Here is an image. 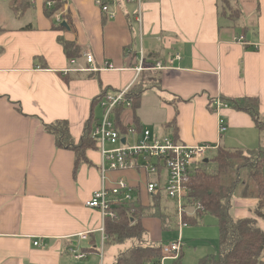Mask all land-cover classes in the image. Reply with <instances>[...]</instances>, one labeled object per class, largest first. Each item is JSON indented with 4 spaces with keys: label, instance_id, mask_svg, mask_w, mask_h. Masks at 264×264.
Listing matches in <instances>:
<instances>
[{
    "label": "crops",
    "instance_id": "obj_1",
    "mask_svg": "<svg viewBox=\"0 0 264 264\" xmlns=\"http://www.w3.org/2000/svg\"><path fill=\"white\" fill-rule=\"evenodd\" d=\"M61 1L56 12L54 1L30 0L16 13L10 0H0V264H103L97 252L103 219L86 207L100 187V154L88 150L87 163L75 171V153L58 149L44 125L68 122L78 144L89 120L99 118L94 101L131 85L141 56L146 67L176 53L182 61L137 79L146 91L137 111L122 110L121 126L138 125L186 146L264 147V132L232 106L221 112L228 131L220 138L210 106L215 99L256 98L264 120V0H231L240 10L234 24L220 17L219 0H145L141 24L140 7L127 0L110 6L114 19L98 0ZM59 38L75 43L80 56L68 60ZM88 53L99 68L110 62L114 69L89 71ZM124 176L136 187L147 177ZM140 194L147 199L144 188ZM258 203L237 201L233 218H254ZM146 226L154 238L161 229L157 220ZM259 226L264 232L263 221ZM83 233L88 240L79 238ZM79 253L86 258L76 259Z\"/></svg>",
    "mask_w": 264,
    "mask_h": 264
},
{
    "label": "trees",
    "instance_id": "obj_2",
    "mask_svg": "<svg viewBox=\"0 0 264 264\" xmlns=\"http://www.w3.org/2000/svg\"><path fill=\"white\" fill-rule=\"evenodd\" d=\"M54 1V12L62 8L61 0ZM220 17L233 24L240 18V10L231 0H219ZM13 10L18 13L30 6V0H10ZM63 29V25L60 26ZM68 60L79 57V47L75 43L59 38ZM142 77V75H141ZM158 82L157 76L152 78ZM144 82L140 79L132 90L133 110L140 108L142 96L145 93ZM106 93V92H105ZM93 106L96 107L98 100ZM230 106L239 112H244L252 117L258 130L264 132V120L260 114V103L256 98L238 99L228 101ZM117 112V126L124 128L120 123V113ZM97 119L92 117L86 125L84 134L76 144L70 134L69 124L58 121L52 125H44L45 130L55 136L58 149L69 150L75 153V171L83 162L87 163L86 152L95 149L91 139V130ZM142 129L138 125H135ZM173 129V126L171 127ZM170 129L171 133H173ZM124 130V129H122ZM175 136V133H174ZM174 139V138H173ZM175 140V139H174ZM216 157L213 159V168L210 171L205 164L196 175L190 179L189 190L185 208L190 214L184 216V221L197 224L204 216H212L218 222V254L205 258L200 264H262L264 256V232L259 226V221L264 222V147L255 150L230 149L219 146ZM248 170V179L244 182L243 197H254L259 203L254 211V218L236 220L232 216L233 198L236 188L242 183L240 171ZM166 197L161 193L147 194V199L139 196L134 202L121 205L115 209L117 220L105 221V234L107 243L124 245L135 242L133 246L119 253L114 264H159L162 258V247L142 244L149 229L146 221L157 220L161 229H169L172 225V216L163 206ZM200 205V209H198ZM176 213V211H175ZM181 255L180 258H182Z\"/></svg>",
    "mask_w": 264,
    "mask_h": 264
},
{
    "label": "built area",
    "instance_id": "obj_3",
    "mask_svg": "<svg viewBox=\"0 0 264 264\" xmlns=\"http://www.w3.org/2000/svg\"><path fill=\"white\" fill-rule=\"evenodd\" d=\"M118 0H98V6L102 12L114 19L116 13L110 11V6L115 5ZM137 4V21L142 22L141 5L145 0H127ZM52 6V3H49ZM86 62L90 65L89 71L98 72L100 70H113L110 62H105L102 68L96 64L91 53L86 54ZM143 57H140L139 65L135 67L137 74L135 81L127 88L120 91L106 92L98 100V108L101 112L97 122L91 130V139L95 143V149L99 151L101 162L99 165L100 187L92 198L86 203V207L98 210L102 216L103 223L100 229V258L104 259L105 243V221L107 219L117 220L118 214L115 209L121 205L134 202L140 194V189L144 188L146 194L161 193L169 201L174 203L178 216V226L180 231L187 227L184 216L187 212L185 205L189 190L190 179L205 166L208 156L217 152L218 144H203L198 146H186L176 142L170 136H160L152 133L148 129H139L135 125L117 126V112L133 108L131 90L137 79L144 72L166 71L176 67L182 61L181 53L170 55L167 59L156 62L151 67L143 64ZM211 110L218 117V130L220 138L228 131L226 119L221 116V112L230 108V104L223 99H215L211 102ZM124 129V130H122ZM124 140V142H123ZM209 161V160H208ZM128 172L138 175H147L139 182V186H134L132 182L124 176ZM149 177H152L150 179ZM200 209V205L197 207ZM81 240L89 239L88 233L78 235ZM40 246L39 242L34 243ZM183 251L181 241L173 242L162 247V258L159 264L179 261ZM85 253L75 255L78 260L86 258Z\"/></svg>",
    "mask_w": 264,
    "mask_h": 264
},
{
    "label": "rangeland",
    "instance_id": "obj_4",
    "mask_svg": "<svg viewBox=\"0 0 264 264\" xmlns=\"http://www.w3.org/2000/svg\"><path fill=\"white\" fill-rule=\"evenodd\" d=\"M255 16H256L255 13L252 14L251 18L249 19L250 23H252L255 20L256 18ZM96 116H99L101 118V115H99V109L96 110ZM96 151L99 153L97 149ZM216 154H217L216 152H213L208 156V160L210 163L208 164L207 168L209 170L211 169L210 171H212V168L214 166L212 161L216 157ZM240 178L242 183L236 188V191L234 193V198H233L234 205H236L237 201H241L244 198L243 197V190L245 188L244 182H246L248 179V170L242 169L240 171ZM163 206L172 216L171 227L169 229H164V230L160 228L156 229L157 236L155 238L152 235V231H150L149 229V234L147 235V237L145 238L142 244L143 245L150 244L152 246L155 245L161 247L173 242L181 241V244L183 245V252H182L183 259L181 258L179 260V263L177 262L176 264H200L201 261L205 259V258L203 259L202 255L206 252L214 251L215 247L218 246L219 236H218V223L216 218L209 215L204 216L202 219L200 218L198 220L197 224H189L187 227H184L180 231V228L178 226L179 225L178 216L175 213L176 210L174 207V203L166 198V200H164ZM185 215L189 216L190 214L187 211ZM134 243L127 242L124 245L118 246L114 244H109L106 241L104 259L101 260V258L99 257L100 261H103V264H114L119 253L131 248ZM97 252L99 255L100 242L97 246ZM166 264H175V262H167Z\"/></svg>",
    "mask_w": 264,
    "mask_h": 264
},
{
    "label": "water",
    "instance_id": "obj_5",
    "mask_svg": "<svg viewBox=\"0 0 264 264\" xmlns=\"http://www.w3.org/2000/svg\"><path fill=\"white\" fill-rule=\"evenodd\" d=\"M63 26H66V24H63ZM123 142H124V140H123ZM205 163H208V159L205 160Z\"/></svg>",
    "mask_w": 264,
    "mask_h": 264
}]
</instances>
